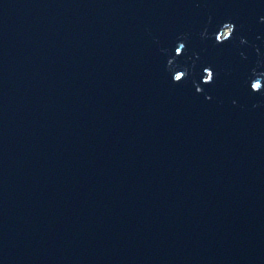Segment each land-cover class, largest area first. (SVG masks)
Listing matches in <instances>:
<instances>
[{
    "label": "water",
    "instance_id": "1",
    "mask_svg": "<svg viewBox=\"0 0 264 264\" xmlns=\"http://www.w3.org/2000/svg\"><path fill=\"white\" fill-rule=\"evenodd\" d=\"M258 61L264 0H0V264H264Z\"/></svg>",
    "mask_w": 264,
    "mask_h": 264
},
{
    "label": "clouds",
    "instance_id": "2",
    "mask_svg": "<svg viewBox=\"0 0 264 264\" xmlns=\"http://www.w3.org/2000/svg\"><path fill=\"white\" fill-rule=\"evenodd\" d=\"M235 33V25L231 22H226L223 24V26L220 28L217 35H215V40L218 43H226L230 39L234 37ZM202 37L208 38L209 33L207 29H205L204 32L201 33ZM181 41L186 39V37H181ZM241 43H247V41L244 38H241ZM186 49V44L184 42H180L179 46L176 48V56L183 55L184 50ZM166 51V50H164ZM264 65V61H258V68ZM178 65L175 63L174 59H169L167 63V70L170 73H173V82L174 83H183L186 81L190 75L188 69L177 71ZM258 68H254L252 70V74L250 77V87L251 90L255 93H264V71L258 70ZM215 72L211 69V67L204 69V77H203V83L204 84H211L215 82ZM196 91L198 93H202L204 89L198 84L196 87ZM208 99H211L209 96ZM235 103V101H233Z\"/></svg>",
    "mask_w": 264,
    "mask_h": 264
}]
</instances>
